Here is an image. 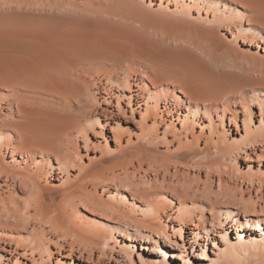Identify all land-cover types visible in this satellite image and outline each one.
Instances as JSON below:
<instances>
[{"label": "bare ground", "instance_id": "6f19581e", "mask_svg": "<svg viewBox=\"0 0 264 264\" xmlns=\"http://www.w3.org/2000/svg\"><path fill=\"white\" fill-rule=\"evenodd\" d=\"M172 3V10L169 3L165 6L170 10L163 14L167 17L155 22L163 33L157 39L155 33L152 38L133 32L136 23L143 27L152 16L131 0H0V175L31 197L35 215L43 219L53 211L47 206L50 197L57 212L51 216L56 225L91 245L99 244L104 234L95 224L108 225L102 219L110 221L106 216L115 214L124 222L112 224V228L127 235L129 248L139 240L158 242L168 236L160 222L168 210L178 212L186 226L192 225L196 243L203 233L214 242L211 236L215 232L227 235L226 223H236L237 240L213 260L231 264L264 244V206L257 205L252 192L248 198L244 192L240 196L238 186H231L222 175L224 159L237 161L247 147L264 142V0ZM132 75L140 81L137 95L156 97L154 109L148 108L156 119L136 154L140 163L154 158L156 142L167 134L158 132L159 115L180 117L184 113L176 134L180 141L193 133L202 117L210 116L221 126L230 118L237 125L239 107L246 110V130L239 139L223 130L222 138L203 146L199 136L180 142L179 148L166 150L159 160L166 171L175 168L173 181L156 175L138 182L117 174L109 179L120 182L116 200L102 203L100 198L80 193L81 185L70 179L69 172L80 155L79 136L88 135L87 123L95 107L92 89L97 81L93 80L103 76L106 81L123 80L131 87ZM253 105L260 108L256 125ZM180 165H206L209 171L205 179L201 169L196 178H182ZM215 167L218 172L220 168L218 189L211 171ZM57 170L68 174L67 185L49 189L42 179ZM244 179L252 186L258 179L263 189V177L248 172ZM80 201L90 214L78 223L68 210L77 209ZM8 206L7 213L0 210V239L8 236L19 242L25 239L24 233H31L21 225L25 217ZM184 224L177 229L182 235ZM253 227L261 231L259 236L251 237L252 232L245 237L244 230ZM141 264L169 263L166 257L150 255Z\"/></svg>", "mask_w": 264, "mask_h": 264}, {"label": "rangeland", "instance_id": "374dc122", "mask_svg": "<svg viewBox=\"0 0 264 264\" xmlns=\"http://www.w3.org/2000/svg\"><path fill=\"white\" fill-rule=\"evenodd\" d=\"M131 1L152 16L145 26L141 27L140 25L141 29H138L139 24L136 23L132 27L137 29L135 28L132 31L137 30L135 34H139V36L144 33L143 36L162 38L163 33L158 32L155 22L167 17V14L166 16H163V14L165 15L166 9L170 10L165 6L169 3V8L171 7L172 10L174 8L173 0ZM146 26L150 27L146 29ZM149 28L151 29L148 30ZM147 30L149 33H145ZM153 33H155L154 36ZM134 76L132 75L130 79L131 87L126 85L123 80L118 81V83L109 80L110 83L108 78L106 81L103 76L95 77L93 81L97 82H94L92 89L96 95L93 99L95 107L92 110V119L87 123L88 135L87 137L83 134L79 136L80 155H76L77 161L70 168V179L77 182L79 186L81 185L80 193H86V196L92 199L100 198L98 200H101L102 203L112 201L114 198L116 200V189L120 182L119 180L111 181L109 179L117 174L128 175L130 179L138 182L152 179L156 175H159L161 179L166 176L173 181L175 179V168L172 167L169 171H166L165 167L160 165L159 162L161 161L159 160L166 155L165 152H172L177 147L179 148L180 142L190 141L193 140L194 136H199L201 138L199 143L203 146L206 141L222 138L224 135L223 130L230 131L227 132L228 136L237 139L241 138L246 130L244 120L246 110L239 107L241 112H239L237 125L230 118L225 120V126H221L218 122L213 123L210 116L202 117L195 124L193 133H189L186 138L182 136L180 141L177 135L183 122L184 113L180 114V117L177 114L173 117L159 115L157 116L159 119L158 132L162 135L166 131L165 140L161 139L162 141L156 142V147L154 146L156 151L153 153L154 158L140 163L136 154L139 152V145L146 143L147 131L156 119L154 111H152L156 97L149 98L145 93L143 98L137 95V92L141 91L137 86L140 81L137 76H135L136 78ZM162 96L163 94L160 97L162 98ZM162 104L164 105V103ZM252 109L255 113L254 123L255 125L259 124L261 118L260 108L253 105ZM213 121L216 120L213 119ZM238 131L239 133H236ZM154 159L157 161H154ZM200 169L201 178L205 179L206 172L209 171L206 165L201 168L193 165L191 167L180 165L178 174L182 178L191 176L193 179L196 178L195 173ZM218 170L220 172V168ZM211 171L215 179L214 187L218 189L220 173L217 171V167ZM248 172L264 178V142L255 145V148L247 147L246 152L242 151L237 156V161L224 159L222 163L223 177L229 180L231 186H238L240 196L244 192L248 198L250 192H252L253 197L258 199L257 205L262 207L264 206V186L263 189H260L258 179H255L254 186L246 182L244 176ZM67 177V173L57 170L55 175L42 179V184L53 190L58 187L65 188ZM103 178L107 179L103 180ZM262 195L263 199H260ZM30 198L24 192H20L18 188L15 189L5 175H0V210L7 213L6 208L8 205L10 208H16L18 210L16 213L22 218L25 217V220L23 219L21 223L22 227L26 229L27 233H31L30 235L24 233L23 237L25 239L19 242L8 236L0 239V264H141V261L150 255L161 258L166 257L169 264L172 261H175L176 264H191L189 260L194 263L203 261L206 264H219L213 261L219 255V251L224 250L231 241L235 242L237 240L236 223H226L224 227L227 230V235L223 234L224 231L219 232L221 234L215 232L211 236L214 242H211L208 238L206 239L205 233H203L201 235L202 239L196 243L191 234L190 227L192 225L186 226L178 212L168 210V215L163 214L160 219L168 236L162 237L158 242H155V240L152 242L139 240L133 244L134 247L129 248L130 241L127 239V235L121 234L112 228L115 223L124 222L121 215L115 214L114 216H106L110 221L101 218L108 225L101 222L95 224L97 230L105 235L103 234L99 244L93 243L91 245V243H87L66 227L56 225L54 218L52 219L51 216L57 215V212L55 214V205L49 199L50 197L46 200L47 206L52 207L50 211H53L49 217L44 219L35 215L34 204L33 201H30ZM11 201H14V204ZM83 207L84 204L81 202L77 209H69L70 217L75 221H82L88 217L90 213ZM138 215L139 217L142 216L139 213ZM183 224L182 235L177 229ZM219 230L222 231V229ZM260 232L258 227H253V229L244 230V236L248 237L252 233L251 237H255L254 235L257 237ZM231 264H264V244L243 253Z\"/></svg>", "mask_w": 264, "mask_h": 264}]
</instances>
